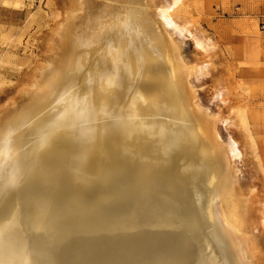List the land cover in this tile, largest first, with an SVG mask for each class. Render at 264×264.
I'll use <instances>...</instances> for the list:
<instances>
[{
    "label": "bare ground",
    "instance_id": "6f19581e",
    "mask_svg": "<svg viewBox=\"0 0 264 264\" xmlns=\"http://www.w3.org/2000/svg\"><path fill=\"white\" fill-rule=\"evenodd\" d=\"M181 3L69 0L0 104V264H257L258 203L218 132L240 120L201 103L210 63L182 55Z\"/></svg>",
    "mask_w": 264,
    "mask_h": 264
},
{
    "label": "rangeland",
    "instance_id": "374dc122",
    "mask_svg": "<svg viewBox=\"0 0 264 264\" xmlns=\"http://www.w3.org/2000/svg\"><path fill=\"white\" fill-rule=\"evenodd\" d=\"M182 6L174 14L176 23L185 24L182 55L210 63L194 82L201 103L225 115L234 108L240 120V129L220 123L218 132L222 142L237 139L241 147L234 164L242 185L253 188L252 202L258 203L246 227L257 264H264V0H184ZM69 10V0H0V104L23 85L36 62L51 54L46 42ZM199 42L205 52L197 48ZM216 82L226 89L228 103L214 99Z\"/></svg>",
    "mask_w": 264,
    "mask_h": 264
}]
</instances>
